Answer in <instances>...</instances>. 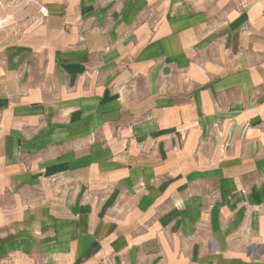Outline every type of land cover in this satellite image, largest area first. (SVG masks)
<instances>
[{"label":"crops","instance_id":"crops-1","mask_svg":"<svg viewBox=\"0 0 264 264\" xmlns=\"http://www.w3.org/2000/svg\"><path fill=\"white\" fill-rule=\"evenodd\" d=\"M29 3L0 28V264H264V0L0 13Z\"/></svg>","mask_w":264,"mask_h":264},{"label":"rangeland","instance_id":"rangeland-1","mask_svg":"<svg viewBox=\"0 0 264 264\" xmlns=\"http://www.w3.org/2000/svg\"><path fill=\"white\" fill-rule=\"evenodd\" d=\"M26 1L27 0H22V2H25V3H26ZM18 3H17V1L15 2V4H18ZM29 4H26V7L24 8L25 12L11 13L10 17L8 14L0 13V17L3 20L2 23L0 22V28H2V27L10 28L11 31L16 30L17 33L20 32L21 34L23 32H25L32 25L31 21L33 20V17L36 15L35 13H31V11L30 12L27 11L28 9L32 8L31 4H33V3H31L30 6H29ZM12 15H15V16H12ZM40 18L41 17H39V19ZM33 21H35V20H33Z\"/></svg>","mask_w":264,"mask_h":264},{"label":"built area","instance_id":"built-area-1","mask_svg":"<svg viewBox=\"0 0 264 264\" xmlns=\"http://www.w3.org/2000/svg\"><path fill=\"white\" fill-rule=\"evenodd\" d=\"M40 13H41V15L44 16V17H46V16L49 15V13H48V11H47V8L44 7V6L40 7Z\"/></svg>","mask_w":264,"mask_h":264}]
</instances>
